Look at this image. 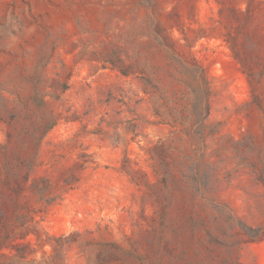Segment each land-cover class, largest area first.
I'll list each match as a JSON object with an SVG mask.
<instances>
[{
  "label": "rangeland",
  "instance_id": "rangeland-1",
  "mask_svg": "<svg viewBox=\"0 0 264 264\" xmlns=\"http://www.w3.org/2000/svg\"><path fill=\"white\" fill-rule=\"evenodd\" d=\"M0 264H264V0H0Z\"/></svg>",
  "mask_w": 264,
  "mask_h": 264
}]
</instances>
